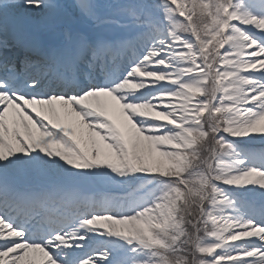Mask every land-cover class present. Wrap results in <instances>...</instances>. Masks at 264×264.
<instances>
[{
    "label": "snow or ice",
    "instance_id": "obj_1",
    "mask_svg": "<svg viewBox=\"0 0 264 264\" xmlns=\"http://www.w3.org/2000/svg\"><path fill=\"white\" fill-rule=\"evenodd\" d=\"M0 264H264V0H0Z\"/></svg>",
    "mask_w": 264,
    "mask_h": 264
},
{
    "label": "rangeland",
    "instance_id": "obj_2",
    "mask_svg": "<svg viewBox=\"0 0 264 264\" xmlns=\"http://www.w3.org/2000/svg\"><path fill=\"white\" fill-rule=\"evenodd\" d=\"M75 2V0H70V3H74Z\"/></svg>",
    "mask_w": 264,
    "mask_h": 264
}]
</instances>
